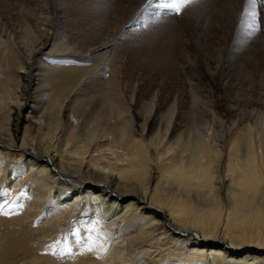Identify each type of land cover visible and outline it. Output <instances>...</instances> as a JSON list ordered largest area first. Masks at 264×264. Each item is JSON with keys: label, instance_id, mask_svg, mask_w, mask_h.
I'll return each mask as SVG.
<instances>
[{"label": "bare ground", "instance_id": "bare-ground-1", "mask_svg": "<svg viewBox=\"0 0 264 264\" xmlns=\"http://www.w3.org/2000/svg\"><path fill=\"white\" fill-rule=\"evenodd\" d=\"M3 1L0 203L23 205L17 217L30 226L13 223L18 230L0 247V264H12L27 234L44 244L39 252L53 255L46 247L57 236L71 244L73 231L86 238L85 226L93 225L105 252L72 244L71 254L44 255L43 264H264V240L252 239L240 223L247 216L264 223V93L250 101L262 108L254 118V110L224 97L232 128H240L226 152L225 124L200 70L224 80V88L233 80L226 70L231 59L264 62V31L236 43L243 0H202L179 15L165 14L159 0L151 6L123 0L118 28L127 30L139 14L153 15L143 22L160 31L155 46L172 55L186 80L182 92L169 96L157 89L143 94L133 80L128 97L130 81L109 74L87 82L53 48L44 52L54 31L40 28L31 0ZM11 218L0 215V227ZM32 219L40 222L33 232Z\"/></svg>", "mask_w": 264, "mask_h": 264}, {"label": "rangeland", "instance_id": "rangeland-1", "mask_svg": "<svg viewBox=\"0 0 264 264\" xmlns=\"http://www.w3.org/2000/svg\"><path fill=\"white\" fill-rule=\"evenodd\" d=\"M4 2L5 1L0 0L1 10V5L4 4ZM122 2L123 0H31L28 3V7L36 11L34 13L37 17H41L38 20L40 28L44 31L48 29L54 31L51 44L47 45L44 52H50V49L52 50L53 48L52 54L54 57L64 58L60 60L61 63L79 67V70L82 71L80 75V78H83L82 80H87V82H92L93 80L105 81L110 74L111 76H115L118 80L130 81L124 88L126 97L132 95L131 86L133 80L140 82V86L137 90L140 89L143 94H152L155 89L165 96L177 93L176 91L179 93L182 92L184 89L183 84L186 80H182L178 75L177 65L174 67L172 66V55L169 53L161 54L159 48L155 46L156 39H159L157 37L161 36L158 35L160 33L156 32L160 31L155 32L152 24L148 25L146 22H143L144 17H152L153 15L139 14L137 18L135 17L133 20V24L130 28L127 30H124L121 26L118 28L123 19L120 10V4ZM149 11L154 12L152 9ZM18 17L22 19V21L28 19L22 16ZM156 19L158 20L157 24H161L163 18ZM30 21L35 23L32 18H30ZM162 21H165V19ZM107 39H112L113 41L108 44ZM160 40L162 44V39L160 38ZM250 52L252 53V51L249 50V53ZM257 55L261 56V53ZM248 57L249 56L245 59L248 60ZM237 58L238 59L234 61L235 64L233 59H231L232 64L226 67V70L233 73V80H227L224 88L222 83L224 80L212 78V76H210L211 74L208 75V72H204L202 66H200V70L204 74L205 87L216 102V110L218 111L217 117L225 124L224 142L226 152H228L227 148L229 143L240 128H232L233 115L224 108V97L228 95L230 97H235L236 105L239 108H243L244 110L247 109L248 111L254 110L252 112V118H254L262 108L255 105V109H253L250 101L259 93H264V62L253 64V62H244L245 59L243 56H238ZM239 61L241 62L239 63ZM176 63L177 60L175 64ZM248 73L250 75H248ZM90 84L93 85V83ZM82 87L87 88L85 85ZM85 93L79 96L84 97L86 95ZM141 105L142 104L139 106V110L141 109ZM135 107L134 105V108ZM25 110L26 109H22L21 117L26 115L27 110ZM238 115L242 116L243 114ZM211 117L212 115H210V118ZM22 124L23 123H21V125ZM222 169L223 168H221V170ZM221 174L224 175L223 170ZM224 180L225 179H223L222 182H225ZM12 199L15 200L16 196L12 197ZM48 202L52 204L50 200ZM19 210L20 209L13 210L12 214L9 215L12 217L11 222L7 221V223H9L8 225L0 227V247L5 244L4 241L6 239L12 238L18 230L13 223L18 224L19 229L24 227L29 229L30 224L19 221L21 217H17L20 214ZM33 222L36 221L32 219V223ZM240 223L249 232V236L252 239L260 238L264 240L263 222L251 216H247L245 220L241 219ZM39 224L40 222L31 224L32 232L37 230L36 227H38ZM39 233L38 231V234ZM33 237H35L34 234L31 236L28 234L26 235V239L23 240L24 248L20 250L19 253L13 254L12 264H43L42 259L44 255L50 258L58 257V255H51L47 252L44 253V251L39 252V247L44 244L41 245L39 241H33ZM58 237L59 236H57V238ZM25 248L26 251L24 252L23 250ZM248 248L249 247H247V249ZM256 250L260 251V249Z\"/></svg>", "mask_w": 264, "mask_h": 264}, {"label": "snow or ice", "instance_id": "snow-or-ice-1", "mask_svg": "<svg viewBox=\"0 0 264 264\" xmlns=\"http://www.w3.org/2000/svg\"><path fill=\"white\" fill-rule=\"evenodd\" d=\"M202 0H159L158 7L165 10V14H181L185 9L198 5ZM152 0H148V6H151ZM139 22V21H138ZM264 31V0H243V9L239 14L235 40L238 44H246L257 33ZM8 190L4 189L3 196L7 197ZM21 195H24L21 193ZM23 205L9 204L5 198L4 203H0V215L8 216L16 208H22ZM89 233L86 238H81L80 231L77 229L72 232L74 241L70 244L66 235L58 237L46 247V251H51L53 255L64 256L71 254L73 251L72 244L78 246L81 252H93L97 245L100 251L105 252L107 249L100 243V236L96 235L95 225L85 226Z\"/></svg>", "mask_w": 264, "mask_h": 264}]
</instances>
